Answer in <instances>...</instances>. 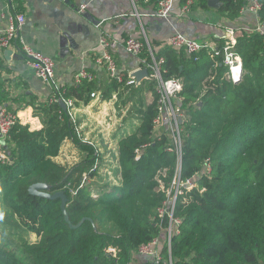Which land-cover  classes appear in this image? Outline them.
Here are the masks:
<instances>
[{"label":"trees","instance_id":"1","mask_svg":"<svg viewBox=\"0 0 264 264\" xmlns=\"http://www.w3.org/2000/svg\"><path fill=\"white\" fill-rule=\"evenodd\" d=\"M222 1L217 11L231 20L239 18L248 3ZM259 1L264 20V0ZM196 5L210 9L208 0H194ZM226 41L219 39V48ZM235 50L243 59L237 82L228 80L223 56H215L211 48L188 55L168 44L153 52L165 59L164 79L183 82L181 178L196 181L194 187L182 189L175 206L174 218L181 223L171 240L173 264H264L263 36L243 30ZM141 55V67L151 73V53L145 48ZM123 77L121 82L94 77L60 89L61 97L73 99L76 106L89 104L93 92H101L104 99L117 95L116 109L119 115L125 113L123 120H139L118 143L112 188L97 193L83 182L84 173L92 178L100 171L105 155L78 136L79 122L59 101L51 102L60 95L56 91L45 102H32L34 115L42 121L40 129L19 120L1 140L0 264H135L142 244L165 235L170 218L160 216L159 210L168 199L179 154L166 124L156 130V81L149 77L128 84L129 76ZM68 140L78 150L79 160L73 164L58 160ZM38 182L48 183L52 193L66 194L73 225L89 219L72 228L61 198L30 193L29 187ZM162 254L168 257L167 247Z\"/></svg>","mask_w":264,"mask_h":264},{"label":"crops","instance_id":"2","mask_svg":"<svg viewBox=\"0 0 264 264\" xmlns=\"http://www.w3.org/2000/svg\"><path fill=\"white\" fill-rule=\"evenodd\" d=\"M159 1L0 0V27L5 26L9 13H23L26 22L21 28V35L36 50L54 60L55 76L59 85L63 87L74 84L76 74L82 69L94 73L100 82H108L109 76L105 68L95 61L100 54L99 39L102 33L119 40L118 48L113 53L119 71L130 76L135 70L145 68L141 67L145 58L142 55L128 53L124 46L126 39L131 36L143 40L148 51L150 48L152 52H158L169 44L170 37L175 32L217 43L219 39H228L231 34L228 27L234 28V35L237 37L242 32L237 30L239 27L248 28L257 21L256 15L250 11L234 20L223 16L218 9L199 5H191L185 12L183 7L186 3H181V0H175L171 15L165 19L152 15L159 8ZM84 3L87 7L81 11V5ZM8 50L12 51L10 55L0 52V99L17 112L23 124L40 129L42 121L34 115L32 102L38 104L50 99L53 89L37 76L17 46L13 45ZM150 95L151 93L148 94L149 102ZM102 109V106L91 108L88 104H82L77 113V121L81 134L90 136L100 147L107 163H110L109 160H112L113 152L118 147V135L121 131L119 126H123L125 113L119 115L117 111L114 118L112 110L110 111L108 115L111 118L110 122L115 124L112 130L114 146L106 148L103 140L100 141L101 144L97 143L101 135L95 133L103 128L99 121L109 120L105 115L108 112ZM69 145L73 146L71 140L65 143L59 157L66 154ZM71 153L73 157H78V150L74 146ZM116 164L115 161L104 167L110 169V166L116 167ZM165 238L166 234L160 237L163 248ZM142 262L157 264L151 257L138 255L135 264Z\"/></svg>","mask_w":264,"mask_h":264},{"label":"built area","instance_id":"3","mask_svg":"<svg viewBox=\"0 0 264 264\" xmlns=\"http://www.w3.org/2000/svg\"><path fill=\"white\" fill-rule=\"evenodd\" d=\"M174 2L175 0H160L158 10L152 15L168 19L171 15ZM193 2L194 0H187L183 10L185 12L188 11ZM86 7L87 4L84 3L81 5L80 10L83 11ZM261 7L262 4L259 0H248V3L241 8L240 12L241 14L247 11L254 13L256 15L257 21L252 27H239L237 30H244L246 32H259L263 36L264 44V20H262L259 16V10ZM25 22L26 16L23 13L11 12L8 14L5 26L0 27V52H5V50L10 49L13 45L17 46L21 54L25 56L28 64L34 69L37 76L48 83L52 87L53 92L56 91L57 94H60L59 97L58 95L53 96L51 102H60L61 100H64L71 118L73 121H76L80 106H76L73 99H64L61 97V86L59 85L55 76V62L51 57L36 50L32 45L25 41L20 33ZM228 31L231 34L228 37L225 45L220 48L215 42L205 39H195L181 32H175L172 34L169 44L177 50L185 49L188 55H195L205 48H211L214 50L215 56H223L228 80L237 82L243 74V59L235 50L237 37L234 35V28L228 27ZM99 42L101 50L100 54L96 57V63L105 68L110 79H116L119 82L123 81V74L119 71L117 61L113 53L118 48L119 40L107 33H102ZM124 46L128 53L135 56H140L143 53L146 44L140 38L131 36L126 39ZM149 51L152 56V62L149 65L152 72H149V77L156 81V90L159 94V114L154 120L156 130H159L164 124H166V128L171 132L174 147L176 148L179 155L177 160V173L171 182L170 189L168 190V199L164 202L163 207H161L159 210L160 216H165L167 214L170 218V224L165 229L166 238L164 243V247H167L168 250V257H166V261L163 259V247L159 237L148 243L142 244L139 247L138 252L141 255L153 258L157 264H173V258L170 252L171 240L173 234L178 232V225L181 223V220L174 218L175 206L179 194L182 193V189L194 187L196 185V181L194 178L187 180H182L181 178L182 133L180 127V118H183L184 111L181 107L183 98L180 95V92L183 88V82L178 78L164 79L162 65L165 59L163 57L156 58L150 48ZM94 77V73L86 69H82L75 76V84L80 83L84 79H93ZM127 83L135 84L137 83V80L135 77L130 75ZM91 96L92 100L88 104L89 107L92 108L95 106H102V111L108 112L105 114L106 116L110 114L111 110L113 112V116L117 113V95H114L111 99H104L101 92H93ZM19 120L20 118L16 112L10 109L5 102H0V144L2 139H5L9 136L10 131L19 122ZM110 121L111 118L106 121L97 122L103 127L100 129L103 133L101 134V138L104 140L103 142L106 144L109 143V147H112L113 141L111 131L114 129L115 124L113 125V122L111 123ZM77 133L78 136L83 138L85 141L96 145V142L90 138V136H83L81 134L79 127H77ZM113 153L116 158L118 150L116 149V151ZM98 154L99 151L97 150L96 156H98ZM109 161H111V159ZM115 161L118 163L117 159H115ZM104 165L105 164L101 165L100 170L104 168ZM97 167L98 162L95 164L92 170H95ZM104 170L109 173L111 172L108 168H104ZM83 176V182H88L90 179L88 173H84ZM108 251L116 253L115 248H109Z\"/></svg>","mask_w":264,"mask_h":264},{"label":"rangeland","instance_id":"4","mask_svg":"<svg viewBox=\"0 0 264 264\" xmlns=\"http://www.w3.org/2000/svg\"><path fill=\"white\" fill-rule=\"evenodd\" d=\"M250 27H252V26H250ZM150 98L152 100V95H151ZM112 115H113V113H112ZM118 123H119V121H118ZM138 124H139V120H137V119H128V120L125 119V120H123V126H119V124H118L117 126H119V129L121 130L120 131V134L118 135V142L120 141V139L122 137H124V136L128 135L129 133H131L132 131H134L136 129V127L138 126ZM112 132L113 131H111V134H112ZM95 133L97 135L98 134H100V135L103 134L101 130H97V131H95ZM102 140L103 139L101 138L99 140V142H97V143L98 144H101L102 142H100V141H102ZM104 144H105V147L106 148L107 147L109 148V143L106 144L104 142ZM73 146L72 147H71V145L67 146L66 154H62L61 157L58 158V160L61 161V162H67L69 164H71L72 162L74 163L75 161L79 160L78 157H75V156L73 157L72 156L71 151H72ZM113 146L111 148H113ZM102 147H104V146H102ZM115 159H116L115 156L112 155V160L110 161V163H107V161H106L105 162V165L108 166L109 164H113V162L115 161ZM104 168H106V167H104ZM104 168H102L94 177L90 178L89 181H88L91 184V187L94 188L93 190H95V192H97V193L100 192V191H102L103 189L112 188V186L117 181V174H116V172L114 170L115 167L114 166H112V167L110 166V169H111V170L109 169L111 171L110 173L109 172H106L104 170ZM33 238H35L34 235H33ZM138 255L143 256V257H146L144 255H141L139 252L137 253V256ZM146 258H148V257H146ZM163 259L166 261V257H163ZM144 263L145 262H142V263H139V264H144Z\"/></svg>","mask_w":264,"mask_h":264},{"label":"water","instance_id":"5","mask_svg":"<svg viewBox=\"0 0 264 264\" xmlns=\"http://www.w3.org/2000/svg\"><path fill=\"white\" fill-rule=\"evenodd\" d=\"M223 5L222 0H208V6L210 8L219 9ZM11 50H5V54L10 55ZM132 76L136 78L137 83L139 84L143 79L149 78V70L147 68H139L135 70L132 73ZM60 105L63 107V109H67V106L64 102V100L60 101ZM183 122V118H180V123ZM50 185L45 182H38L34 183L29 187V191L31 194L38 195L40 197H45L49 199H56L61 198V210L64 214L65 220L70 224L72 228H77L80 226L86 219H89L88 217H85L81 220V222L78 225H73L70 222L69 214L67 212V201L68 198L66 194L63 191H56V192H50Z\"/></svg>","mask_w":264,"mask_h":264}]
</instances>
